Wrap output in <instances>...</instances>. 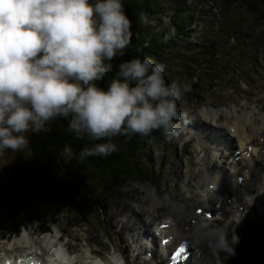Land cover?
I'll return each instance as SVG.
<instances>
[{
	"label": "clouds",
	"instance_id": "obj_1",
	"mask_svg": "<svg viewBox=\"0 0 264 264\" xmlns=\"http://www.w3.org/2000/svg\"><path fill=\"white\" fill-rule=\"evenodd\" d=\"M139 23L150 24L144 11ZM175 34L169 29L164 43ZM133 36L124 0H0V161L29 150V136L47 133L57 119L67 121L64 131L74 139L91 142L78 154L69 144L62 149L81 164L119 152L118 136L179 135V104L192 86L169 84L165 66L147 55L114 68ZM239 239L234 230L231 239L220 232L216 247L235 256Z\"/></svg>",
	"mask_w": 264,
	"mask_h": 264
},
{
	"label": "rangeland",
	"instance_id": "obj_2",
	"mask_svg": "<svg viewBox=\"0 0 264 264\" xmlns=\"http://www.w3.org/2000/svg\"><path fill=\"white\" fill-rule=\"evenodd\" d=\"M182 1L184 2L183 12L179 13L178 9H176V4H180ZM218 1L219 0H170V2H167L166 0H160V5L163 10L161 14L153 18V22L159 32L165 30L168 32L169 29L175 28V37L169 41V53L171 54V62L169 65L170 76L174 77L176 82H182L181 79L178 78L179 72L183 78L185 77L183 82L191 84V92L194 91V94H199L200 97L195 105L185 101L180 104L179 108L182 119L178 121V123L182 128H185L188 126V119L190 121L194 117L195 120L199 121L204 127H212L210 134L215 140L219 139L221 130H225L224 139L227 143L233 144L236 147L239 143L238 138L233 134V128L229 127L228 124L235 121L238 123V126H242L246 122V118L243 117V115L237 114L250 112L249 114L256 128H260L264 120V19L256 14L257 17L249 9V5L246 1L254 0H234L233 3L230 4L232 5L231 11L228 9L230 15L229 19L224 8L220 6ZM171 5H174V7ZM179 22L184 25L186 31L190 32L188 34L189 36L183 34L181 37L179 36ZM197 61L199 62L196 63ZM213 61L216 63L214 66L216 70H213L211 66H207L205 67V70H208L206 72L207 74H201V76L207 79L204 77L200 78L199 84H195L194 82L196 77L190 81L192 72L195 74V72L198 71L197 74L199 75L203 65L208 62L213 63ZM198 64H200L201 67ZM186 99H190L191 102H193L192 100H196L197 98L188 95ZM260 108H262L263 112L260 111ZM208 112L219 113L216 116V121L213 117L214 114L210 113V115H207ZM259 121L261 123H259ZM222 124L224 125L223 127ZM200 131L199 134L196 135L193 144L185 146H183V143L186 139L176 138L177 135L173 136L171 139H167L160 131H154L152 136L155 140L150 137L152 143L144 147L147 151V155L144 157L145 162L151 164L150 166L154 168V171L156 170L153 180L141 179L129 181L122 189H119L116 195L104 201L102 204L104 205L103 208L97 211V213L91 212L88 216L83 218H80V215H71V219L66 216H61L59 221L52 224L50 228L52 229L51 232L54 234L46 232L36 238L31 236L32 229L23 228L22 226L19 233L20 238L9 242L6 247L0 243V264H3V259H5V257L17 252V250L13 251L16 245H25L24 249L19 252L37 251L38 247H26L27 242L24 238H31L33 241L35 240V243H41L45 239L46 241L51 240L52 243L46 245L47 242L44 241L42 245L45 246L48 251L52 250V255H54L58 264H85L86 258L88 260L90 259L93 264H100V262L102 264H112L111 259L114 257L122 263V259L131 256L130 253H127V250L132 247V243L136 246L135 250L139 252L135 255V250L133 251L134 260L139 259L141 253L147 252V246L144 244V252L140 249L142 243L140 245V238L135 237L137 234L142 232L140 236L142 241L143 238H146L145 234H149L148 232H150L151 225L154 226L155 224L158 228L161 222H167L156 220L166 216L174 217V215H177L179 212L175 210L173 206L176 202L180 203L183 209L200 204L204 197H199L200 188H198L197 184L201 187L213 177L217 178L222 175L227 176L221 172L222 168L218 167H226L223 158L215 156L214 159L211 160L212 155L208 147H205V154V150L202 147L204 138H200L202 134ZM156 139H158V141H156ZM224 139L223 141H225ZM218 145H223V143H218ZM225 147L231 154L230 146L226 144ZM29 151H31L30 146L29 150L24 152L27 155ZM16 155L17 153H9L6 162L0 161V167L6 163L13 162ZM217 158L219 159L217 160ZM215 159L217 162L213 175L210 172L207 173L208 171L205 169L196 171L199 162L204 163V161H206V164L209 165L213 163ZM259 162L262 166L264 165L263 156L259 157ZM247 164H251L250 158L247 159ZM229 170L233 175L234 171L231 169ZM234 175L236 178L237 174L234 173ZM205 176H208V178L205 179ZM164 179H167V181L165 182ZM220 182L224 185L223 180H220ZM187 188H189L190 191L187 192ZM206 191L208 193L207 189ZM218 191L221 196L216 200L225 208L226 199L234 198V196L230 194V190L224 187L222 188L223 192L221 190ZM247 191L251 193L254 192L252 198L254 201L249 208H246L241 213L238 212L239 215H237V207H234L232 212L228 214V219L222 222L221 226L215 225L213 222H206V219H203V223L218 226L220 231L224 233L233 225L235 229L237 228L238 232L240 224L249 211L252 210L253 205L254 208L261 213L264 212V192L258 194L261 189L256 187L247 188ZM209 203L211 204V202ZM242 205L248 207L249 203L246 200ZM81 219H89L96 225V229L100 233L103 232V235H111V237L115 238L116 242H118V237L115 231L119 236L123 237V240L117 245L118 248L114 245L118 253L115 255L109 253L103 259L98 256H95V258L91 256V248L85 245L87 244L86 238L89 235V227L83 222H80ZM99 219L101 220L99 221ZM177 220H175V222ZM239 220L240 222L237 224ZM152 221L154 223H152ZM60 222L64 223L63 227H61L64 231L69 227L70 231L79 235L84 241L82 252L71 256L66 251V248L59 244L57 237L60 236V230H58ZM189 222L191 223V220H189ZM111 223H114L115 226V231H113V233H110L107 228L108 225L111 226ZM179 223H181V221ZM198 223H200V221H198ZM199 226L204 228V224H199ZM261 227L264 231V217L261 219ZM193 229V233L187 232L186 235H193L191 239L194 244H197L199 240L200 242L204 241L200 245V249L213 256L218 264H225L222 254L214 250L212 244L214 238L207 241L206 238L200 237L199 230L198 237L196 228ZM146 231L148 232L145 233ZM176 232L180 234V232ZM54 235L56 238H53ZM180 235L181 237L179 239H185V237H182V234ZM153 238V248L150 249L151 252L154 253V249L159 247L161 250H164V247L162 245L160 246L158 242L155 241L157 237L154 235ZM144 240L147 241V239ZM96 249L99 248L96 247ZM123 249H125L124 253L121 251ZM85 253L88 254V256ZM58 254L62 258L59 259L57 257ZM147 259H149L148 256ZM156 262L158 261L156 260Z\"/></svg>",
	"mask_w": 264,
	"mask_h": 264
},
{
	"label": "trees",
	"instance_id": "obj_3",
	"mask_svg": "<svg viewBox=\"0 0 264 264\" xmlns=\"http://www.w3.org/2000/svg\"><path fill=\"white\" fill-rule=\"evenodd\" d=\"M233 1H218L227 13L228 19L230 18L228 9L231 11L230 4ZM124 3L127 14L133 21L134 36L129 53L123 58H116L113 61L114 68L133 55L151 56L165 66V79L171 84L175 79L169 73L170 43L163 41L167 31L159 32L154 23H151L156 15L162 13L160 0H124ZM246 3L255 15L264 19V0ZM183 5V1L176 4L179 13L183 12ZM141 11L149 16L150 24L147 27L139 23ZM179 29L180 37L182 34L189 36L190 32L186 31L180 22ZM145 41H148V47H142ZM215 61L203 65L199 75L198 71L195 74L192 72L190 81L196 77L194 82L199 84V79L204 77L201 74H207L208 70H205V67L211 66L216 70ZM110 78L111 74L105 81L100 82V85L106 87ZM178 78L183 82L185 77L178 72ZM187 94L197 99L191 102L190 99H186ZM187 94L185 102L189 104H196L200 98L194 91ZM48 126L50 130L47 133L30 135L31 151L27 155L25 152L17 153L13 162L0 167V236L19 234L22 226L35 231H51L50 228L58 221L60 213L65 211L81 217L88 216L91 212L97 213L103 208V202L116 195L129 181L154 179L156 170L154 171L151 164H147L144 159L147 155L144 147L152 143L150 139V137L154 139L152 135L115 137L113 142L119 145V152L108 157H90L81 164L75 157L71 159L63 157L62 149L65 144H69L78 154L85 144L91 142L76 140L72 134L65 132L67 121L57 119L51 121ZM102 142L105 141L96 143ZM263 217L264 214H260L256 209L248 213L242 222L240 233H237L240 239L235 245L236 255L225 254L227 263L264 264V231L261 227ZM232 234V231L226 233L229 239Z\"/></svg>",
	"mask_w": 264,
	"mask_h": 264
},
{
	"label": "bare ground",
	"instance_id": "obj_4",
	"mask_svg": "<svg viewBox=\"0 0 264 264\" xmlns=\"http://www.w3.org/2000/svg\"><path fill=\"white\" fill-rule=\"evenodd\" d=\"M192 105H195V104H192ZM210 113L214 114L213 117L216 121V116L219 113L218 112H208L207 115H210ZM249 113L237 114V115H243V117L246 118V122L242 126H238V123H236L235 121L228 124L229 127L233 128V134L235 136H237V138H238V142H239V146H240V148H238V149L241 150L240 153H242L244 151L250 152L249 155H243L242 154V160L241 159L236 160V157L234 156L235 153L231 152V154H230L225 149L226 148L225 147V145H226L225 141L221 140L219 142H214L213 140H211L208 137L207 132H208V130H211L212 127L205 126V127L201 128L202 131H200L202 134L206 133L205 137H207V139L204 140V146L208 147V150L211 151V155H212L211 160H213L215 156H220L221 158H223L224 164L226 165V167L218 166L219 168H222L221 172L223 174L227 175V176H224V185H223V183L220 182L221 176H219L217 178L213 177V178L209 179L207 183H205V184H208V186H206L208 193H214L216 191V190H213L209 187L210 184H214V187L218 188V190H221V191H222L223 187L225 189H227L225 181L229 180L230 186H232V188L236 189V196L237 197L236 196L234 197L233 203H240V205H242L243 202L245 203V201H246L245 197L247 195L251 196V198H253V196H254V194H253L254 192L251 193V192L247 191V188H254V187L260 188L261 191L258 194H261V192H264V171L260 170V167L262 165L259 162V157H262V156L264 157V120L262 122V126L260 128L259 127L256 128L254 126V123L251 121L252 118L250 117ZM212 123H214V122H212ZM259 123H261V122L259 121ZM223 126L224 125L222 124V127ZM218 143H223V145H218ZM249 147H251V150H249ZM246 149H248V150H246ZM230 150H231V146H230ZM248 158L251 159V164H247ZM229 169L234 171V173L237 174L236 175L237 177H238V175H243V174L245 175V179L243 180V182L241 184H239L238 180L235 178L234 173L232 175V172ZM229 184H228V186H229ZM230 194H232V193H230ZM210 202H211V200H210ZM168 203H169V200H168ZM240 205H239V207H240ZM173 206H174V209L177 210L179 213L177 215H174V219H172L171 222H175V220H177V218H178V220L176 222L178 224L180 221H181V223L184 222V220L182 218L188 217V215H189L188 210L191 207L183 209L182 205L178 202L174 203ZM184 208H185V206H184ZM237 215H239L238 212H237ZM181 216H183V217H181ZM175 217H177V218H175ZM192 218H197V221H200V222L203 220L200 217H195V216H193ZM173 225H174V223L171 224V226L168 229H165L164 232L167 233V235H169V234L174 235V240H173L171 245L175 246L182 239H179L181 237V235L177 234ZM197 226H199V224H197ZM152 227L153 226L151 225L150 228H152ZM199 227L200 228H198V230L200 231V237L201 238H208L209 240L210 239L212 240L218 233L221 232L220 229L218 228V226L209 225L207 223H204V228L202 226H199ZM132 230H134V229H132ZM149 231H151V229ZM147 232L148 231H146L145 233H147ZM148 235L154 236V234L152 232H150ZM146 238H147V234H146ZM156 239H155V241L157 242ZM185 239H187V238H185ZM24 240H26V239L24 238ZM26 241H27L26 245L28 244L31 247H38L36 244H33L32 242H30L28 240H26ZM44 241L47 242L46 245L52 243L51 240L46 241V239L43 240L42 243ZM37 244H40V243L37 242ZM139 244L141 245V242H139ZM169 246H170V244L166 245V247H169ZM23 247H25V245ZM144 248H145V245L142 244L140 246V249L144 250ZM121 251H122V253H124L125 249H123ZM27 252H29V253L35 252V253L33 256L30 257L28 255L29 253H27ZM27 252H19L20 254H22L25 257L24 259H21L22 261H17V256H16L17 252H15V254H10L7 257H5V259H3V264H6V263L7 264H11V263H13V264H26L31 260L36 261L40 258V255H37V251H27ZM25 253H27V254H25ZM93 253H94V251L91 249V254H93ZM86 255L88 256V254H86ZM86 255H85V257H86ZM89 255H90V253H89ZM206 260L207 259L204 255H200V256L194 255V258H193V261L191 262V264H207ZM89 261H90V259L88 260L86 258L85 264H93L91 261L90 262ZM111 261H112V264H115V263L121 264V261H118L116 259V257L111 259Z\"/></svg>",
	"mask_w": 264,
	"mask_h": 264
},
{
	"label": "snow or ice",
	"instance_id": "obj_5",
	"mask_svg": "<svg viewBox=\"0 0 264 264\" xmlns=\"http://www.w3.org/2000/svg\"><path fill=\"white\" fill-rule=\"evenodd\" d=\"M181 251H183V249H181Z\"/></svg>",
	"mask_w": 264,
	"mask_h": 264
}]
</instances>
